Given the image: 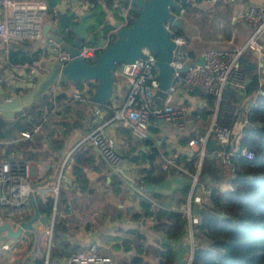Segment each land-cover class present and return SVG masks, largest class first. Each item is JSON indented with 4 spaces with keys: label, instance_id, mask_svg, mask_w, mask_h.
Here are the masks:
<instances>
[{
    "label": "crops",
    "instance_id": "crops-1",
    "mask_svg": "<svg viewBox=\"0 0 264 264\" xmlns=\"http://www.w3.org/2000/svg\"><path fill=\"white\" fill-rule=\"evenodd\" d=\"M121 1L122 0H99V8H93L90 0L78 1V3L82 7L81 11L87 9L92 10L91 21L99 20L102 25H105L111 19L114 7L118 3H122ZM229 3L230 2L222 4L219 2L206 9L192 6V11L190 7H188V12L182 17V28L185 32L184 36L188 40L187 47L192 60H198L202 56L204 50L210 46L237 50L244 46L248 39L254 35L253 33L257 24L246 18V10L251 5L264 7V0H235ZM51 8L46 14L44 24L50 18L49 13L51 12ZM2 18L3 12L0 8V20ZM44 39L45 36L42 34V37L38 40H14L10 43H5L0 40V73L4 79L0 83V97H12L14 93L23 96L30 90L27 86L29 80H27L24 75L26 72L29 73L26 69L27 67L24 66V64L12 63L9 60L11 48H17L24 51L27 55H32L39 50L45 53L46 46L48 45L54 52L47 58L44 54H40L39 59L34 64H30L33 68L38 70L39 74H44L48 70L49 62L55 59V56L61 52V49L55 42L50 40L46 42ZM257 39L263 46V50L249 47L246 48L242 54L245 60L251 63L250 68H244L247 83L251 82L253 74H257L258 77L262 76L264 78V30L261 34L257 35ZM117 75L118 80L122 82L121 90L123 93H126V77L118 71ZM56 85L58 87V97L62 93H65L66 96L73 101L71 104L72 108L66 105L62 106L61 113L57 114V120L68 119L71 122H77V126L73 129V134L62 148L58 150L52 149L53 153L48 157L28 160L31 164L33 183L37 188L35 191L36 202L38 199L42 202H46L49 197H52L53 193L51 189L57 185L58 180L60 188L67 189L66 197L68 199V210L65 208L66 205L64 206L63 204L60 208V214L65 219L68 231H60L59 237L55 242V238L53 239L52 237L53 233L49 236L47 232L50 223L46 224L38 220L35 224L37 232L24 229L20 239L14 237L7 238L8 241L18 243L20 245V250L15 251L11 247L2 250L0 252V264H24V260L27 257L33 264H46V262L47 264H66V257L69 254L50 256L53 245H62L66 242L72 243L75 246H80V248L95 246L102 251L106 250L108 253L114 254L116 258H123L135 253V249L124 250L125 243L129 245L134 243L135 234L133 230H138L145 234L148 241L171 243L176 251L180 253L179 257H181L182 247L180 240L169 238L164 232L156 230L153 227L154 221L156 220L154 214L146 215L141 212L139 217L133 216L134 212H140L141 209L137 203L138 201L134 200L137 191L133 190L128 182H133L137 187H140L143 192L141 193L145 195L142 188L144 187L142 173L139 171V168L150 167L149 162H140V160L135 161L133 158L141 150H149L151 147L145 144V140L135 137L133 131L129 127L120 125L115 121H110L113 109L109 107L108 104H97L91 101L90 94L93 92V85L86 81L77 85H73L70 82L59 81L54 84L51 89L56 87ZM197 88L202 89L198 86L193 87L188 84H183L175 94V105L184 106L188 110L184 128L181 129L176 121H166L154 115L150 116L149 138L156 139L160 145V149L167 155H175L179 158L182 156H189V153L192 152V148H195V146L189 145V140L193 137L189 138L186 142H183V140L192 135L193 132L197 133L195 136L205 134L215 117L218 123L232 125L236 132L238 130L241 131L245 124H248L247 115L256 100L257 91L249 93L244 89L243 95H240L238 93L239 90L236 89V92L223 97L219 107H217L215 98L216 105L214 112L210 114L207 119L203 120L202 117L196 115V113L206 106L207 97L199 92ZM51 89L46 96L49 100L51 99ZM76 90L82 92L88 99L79 100L73 98L72 93ZM45 99L46 98L43 100ZM121 99L122 98H120V100ZM155 102L156 104L162 105L165 102V98L159 96L157 92ZM111 104L114 106L113 103ZM235 107H237L238 110L236 109L232 114V110ZM79 108L84 110L82 114L79 113ZM27 109L32 113L36 111L34 108ZM27 109L25 108L22 114L15 115L12 118L0 115V144L3 145L0 147V159L11 156L13 150H16L18 154L24 157V150L19 146V143L26 138L20 136L22 129L19 122L21 123L20 120ZM212 117V122H210ZM103 122L106 123L104 126L106 133L115 139L116 148L123 157L120 163L122 177L110 169L102 155L92 144L88 141H82L97 124ZM204 124H206V126H204ZM53 127L55 132L51 131L50 135H48L47 130L44 128V125H42L41 131L32 137L40 138L43 141V149L41 147L38 149L41 150V152L47 148H53V144H55L54 139L57 140L60 135L65 133V125L54 123ZM17 136L20 140L15 144L11 143L14 144V147L5 155L4 148L7 144L3 143L5 142L4 140ZM236 136H239L241 139L243 133L237 134ZM79 150V154H82V158H84V160L80 162V168H82L80 178L85 182L79 179L78 175L72 170L66 174L63 172L62 178L59 179V164L65 160L66 157L70 158L73 155L75 156L76 152ZM85 150L87 151L86 153L83 152ZM160 156L161 171L158 170V173L159 176H164L163 179L165 180L161 181L160 184L145 183L146 187L157 191L174 192L178 184V179L173 177L169 172L162 171L168 169L162 168V154ZM214 158H216L219 163H222L217 156L212 159ZM222 166V175L218 180L206 181L204 182L207 183L205 185H203L202 182H198L195 186L192 199L193 213H198L201 207L210 202L208 189L214 186L225 190L230 187L229 182L232 177L231 167L223 163ZM156 172L157 171H155V173ZM189 172L184 173L191 176V172ZM166 173L167 175L165 176ZM112 174L117 175L123 180V185H125L124 188L127 189L128 193L125 192L124 194V192H121L113 194L111 186L109 185ZM82 183L86 184L83 188ZM161 185L164 187H161ZM188 195L189 193L187 197ZM30 202L32 204L31 199ZM152 203L157 207L162 206L178 210L183 202L179 205L174 201L172 202L173 204L166 206L159 200L153 199ZM31 213V216L26 218V220L33 216L34 208ZM40 213L41 215H45L49 221L51 220L45 213ZM187 227L189 230L188 247L190 256L193 231L189 226V222ZM36 244L38 247L34 251Z\"/></svg>",
    "mask_w": 264,
    "mask_h": 264
},
{
    "label": "trees",
    "instance_id": "trees-1",
    "mask_svg": "<svg viewBox=\"0 0 264 264\" xmlns=\"http://www.w3.org/2000/svg\"><path fill=\"white\" fill-rule=\"evenodd\" d=\"M90 1L92 2L93 8L100 7L99 0ZM175 33L177 35H185L181 26L175 28ZM40 51H36L32 55H27L20 49L11 48L9 60L15 64H34L39 59ZM259 86V77L257 74H253L251 82L247 83L245 89L251 93L258 91ZM262 88L264 89V84ZM197 90L207 97L206 106L196 113V115H200L205 120L214 112L216 105L215 95L206 93L200 88H197ZM45 98L41 102H36L26 107V109L34 108L36 111L32 113L28 109L26 110L20 120L21 123L19 122L21 129L32 131L35 125L42 124L47 130L48 135H50L51 131L55 132L53 129V124L55 123L65 125V133L60 135V137L58 136L59 138L57 140L54 139L55 144H53V148L42 150L43 152L38 150L43 145V141L40 138L34 137L26 138L24 141L22 140L19 146L23 148L24 158L26 159L48 157L53 153L52 149L58 150L62 148L73 134V129L77 126V122H71L68 119L57 120V114L61 113L62 106L66 105L72 108L71 104L73 101L65 93H62L58 97L57 105H54L53 101L51 99L49 100L48 97ZM83 111L82 108H79L80 114ZM247 119L248 124L246 123L242 129L243 136L240 140V148L246 147L251 149L254 152V157L247 158L244 155L232 156L230 187L225 190L220 187H211L209 194L210 202L201 207L198 213L195 212L193 237L196 244L190 261L188 218L179 210L154 206L152 200L157 199L166 206L173 204L172 202L174 201L179 205L182 202L184 203L191 189L192 177L170 167V169L162 171H167V173L169 172L173 177L178 179V184L174 192L169 193L163 190L157 191L149 187L147 188L145 183L160 184L161 181L165 180L163 179L164 176H159L158 173V170L161 171L160 147H152L144 151L141 150L134 156L133 159L135 161L149 162L150 167L139 168V171L142 173L144 184L142 188L145 195L141 192L135 193L134 200L138 201L137 203L141 211L134 212L133 216L139 217L141 212L146 215L154 214L156 220L154 221L153 227L158 231L164 232L169 238L179 239L182 247V255L179 257L180 253L176 251L171 243L148 241L145 234L138 230H133L135 234L134 243L132 245L125 243L124 250L135 249V253L123 258H116L114 254L109 253L115 257L117 264H264V93L257 95L255 102L248 112ZM196 134V132H193L183 142H186ZM144 140L146 145H150V138ZM1 146L3 145L0 144ZM13 147L14 144H7L4 148L5 155ZM229 149H231L230 146L227 147V150ZM83 152L86 153L87 151L85 150ZM79 153L80 150L76 152L75 156L73 155L71 156L72 158H68L64 167V173L66 174L72 170L81 179L82 168H80V162L84 158ZM218 159L221 160L219 157ZM179 160L184 162L188 169L191 170H189L190 172H195L197 156L192 159H189L187 156H182ZM222 169V163H219L216 158L212 159L206 155L203 159L199 182L204 183L206 181L218 180L222 175ZM155 171L157 172L155 173ZM81 180L84 181L83 179ZM84 185L86 184L82 183V188ZM109 185L111 186L113 194L121 192H124V194L125 192L128 193L127 189L124 188L123 180L117 175L112 174ZM161 187L164 186L161 185ZM66 190V188H60L56 202L52 236L53 239L55 238V242L59 237L60 231H68L65 219L60 214V208L63 204L64 206L66 205L65 208L68 210ZM54 204L55 198L53 196L49 197L46 202L37 200L40 212L45 213L50 218L53 214ZM79 249L82 248L69 242L62 245H53L50 256L67 255Z\"/></svg>",
    "mask_w": 264,
    "mask_h": 264
},
{
    "label": "built area",
    "instance_id": "built-area-1",
    "mask_svg": "<svg viewBox=\"0 0 264 264\" xmlns=\"http://www.w3.org/2000/svg\"><path fill=\"white\" fill-rule=\"evenodd\" d=\"M234 1L235 0H192L190 5L206 9L219 2L226 4ZM0 8L3 12V18L0 20V40L5 43H10L14 40H38L42 37L46 14L50 9L47 0H0ZM186 11L187 8L182 5L176 11V15L181 17ZM246 18L255 22L257 27L253 33L254 35H252L241 48L237 50H207L202 53V56H204V64H199L197 59L192 60L188 50L183 52V60H173L172 65L176 68V80L168 90L165 102L162 105L156 104L155 102L160 87V78L156 65V55L154 53L144 51L143 55L134 63L119 65L117 71L126 77L127 94L114 106H112L111 103H107L108 106L113 109L110 121H115L120 125L129 127L133 131L135 137L144 140L149 138V119L151 115L166 121H176L181 129L185 127L188 110L184 106L175 105L174 101L177 90H179L183 84L201 87L207 93L215 95L217 107L222 103L224 91L228 83L233 84L237 90L244 91L247 80L241 57L243 51L249 47L263 50V46L258 41L257 35L261 34L264 30V7L259 5L249 6L246 10ZM172 31L174 32L173 38L178 45L188 44L185 37L177 35L173 28ZM100 50L101 48L96 43L87 42L81 47L79 55L86 60H91ZM55 58L65 64L70 59V55L66 51L61 50ZM185 63H188L186 71H179L178 69ZM24 66L27 67L26 69L30 74L36 70L30 64H24ZM31 76L32 79H36L37 77L35 74ZM3 80V76L0 73V83ZM263 84L264 78L260 76V86L257 94L264 93V89L262 88ZM72 97L79 100L88 99L87 96L78 90L72 93ZM7 99L11 100V97ZM51 100L54 105H57V85L51 89ZM105 125V122L97 124L82 141H88L92 144L102 155L110 169L121 176L120 163L123 157L116 148L115 139L106 133L104 129ZM41 129L42 124H37L33 127L32 131L22 130L20 136H22V138H32L36 133H39ZM240 133H242V130L236 132L232 125L218 123L215 117L205 134H200L189 140V145L195 146V148H192V152L189 153L187 157L192 159L197 156L195 172L191 173L184 162L179 160V157L167 155L160 149L162 154L161 166L163 169L173 167L184 172H189L192 176L193 183L191 184L189 195L186 201L178 208V210L188 218L189 226L192 231L194 220L192 208L193 192L199 181L203 159L208 154V142L210 138H216L217 142L214 149L216 156L221 159L224 165L231 167V159L234 155H244L247 158L254 157V152L251 149L246 147L240 148L241 139L239 136H236ZM18 140H20V138L17 136L8 138L4 140L5 142L3 143L15 144ZM149 146L151 148L160 147L158 141L154 138L151 139ZM228 146H230L231 149L227 150ZM67 158L68 157L59 164V179L62 178ZM128 184L133 190L142 192L141 188L137 187L133 182H128ZM36 189V185L33 183L32 179L31 164L28 159L18 154L16 150L11 152V156L0 159V225L9 222L13 229H15L18 227L21 220H26V218L32 214L31 212L34 208L30 199L31 194L35 196ZM51 191L55 197V202H57L60 193L59 180ZM208 191L210 194L211 188L208 189ZM53 212L54 214L51 217L49 229H47L49 236L53 233L56 203L54 204ZM15 214H18V218L15 217ZM7 238L13 237L4 233L3 238L0 240V252L9 247L13 248L15 251L20 250V245L18 243L8 241ZM195 244L196 242L192 235V249L189 261L192 259ZM66 264H117V261L111 254L105 253L95 246H91L70 253L66 257Z\"/></svg>",
    "mask_w": 264,
    "mask_h": 264
},
{
    "label": "water",
    "instance_id": "water-1",
    "mask_svg": "<svg viewBox=\"0 0 264 264\" xmlns=\"http://www.w3.org/2000/svg\"><path fill=\"white\" fill-rule=\"evenodd\" d=\"M52 7L49 20L43 25L44 41H53L62 50L70 55V59L63 64L55 58L48 64V70L39 74L37 70L25 73L29 80L30 90L23 96L14 93L11 100L0 97V115L12 118L22 114L23 110L43 100L51 87L58 81L70 82L77 85L88 82L94 86L90 94L91 101L97 104L113 103L116 105L120 98L127 94L122 92V82L118 80L117 68L121 64L134 63L144 51L156 55V65L159 71L160 87L158 95L165 98L170 87L174 84L176 68L173 60L182 59L183 52L188 50L187 45H178L174 40L172 28L182 26V19L176 11L183 4H191L192 0H122L113 10V18L102 25L99 20L91 21L92 10L81 11L78 1L84 0H47ZM130 14H134L131 16ZM112 20L118 21L117 23ZM96 43L100 52L91 60L80 56V49L84 43ZM54 52L46 46L47 58ZM244 68H250L251 63L242 56ZM197 62L204 64V56ZM185 63L179 71H186ZM35 74L36 79H32ZM236 87L228 83L224 96L236 92ZM243 90L239 94L243 95ZM216 138L208 142V155L216 156L214 151ZM34 214L28 220H21L18 227L13 229L9 222L0 225V240L4 233L14 238H20L24 229H36L38 220L49 224L45 215H41L34 194H31ZM35 245L34 251L37 249ZM24 264H33L28 257Z\"/></svg>",
    "mask_w": 264,
    "mask_h": 264
},
{
    "label": "rangeland",
    "instance_id": "rangeland-1",
    "mask_svg": "<svg viewBox=\"0 0 264 264\" xmlns=\"http://www.w3.org/2000/svg\"><path fill=\"white\" fill-rule=\"evenodd\" d=\"M230 3H232V2H230ZM229 3V4H230ZM190 7V10H191V8H192V6H189ZM192 11V10H191ZM236 14V13H235ZM131 16H133L134 14H130ZM113 18V15H111V19ZM235 18H236V16H235ZM112 22H114V23H117L118 21H116V20H112ZM210 49H228V48H223V47H213V46H210V47H208L206 50H204V52L205 51H207V50H210ZM229 50V49H228ZM258 95V94H257ZM236 109H237V107H235V108H233V110H232V114L236 111ZM238 110V109H237ZM212 119H213V117L210 119V122H212ZM232 171V170H231ZM199 182V181H198ZM198 182H197V184H198ZM202 184L203 185H205V184H207V183H203L202 182ZM194 215H195V213H194ZM15 217L16 218H18V214H15ZM104 252H107L106 250H104ZM108 253V252H107ZM114 253H116V252H114ZM5 254V253H4Z\"/></svg>",
    "mask_w": 264,
    "mask_h": 264
},
{
    "label": "flooded vegetation",
    "instance_id": "flooded-vegetation-1",
    "mask_svg": "<svg viewBox=\"0 0 264 264\" xmlns=\"http://www.w3.org/2000/svg\"><path fill=\"white\" fill-rule=\"evenodd\" d=\"M183 6H185V7L187 8V11H186V12L180 17L181 19H182V17L188 12V10H189L188 7H189V6H192V5H190V4H189V5H184V4H183ZM182 20H183V19H182ZM181 27H182V26H181ZM175 28H176V27H175ZM175 28H173L174 31H175ZM180 36H183V35H180ZM183 37H185V36H183ZM185 38H186V37H185ZM186 39H187V38H186ZM187 42H188V40H187ZM242 54H243V53H242Z\"/></svg>",
    "mask_w": 264,
    "mask_h": 264
}]
</instances>
